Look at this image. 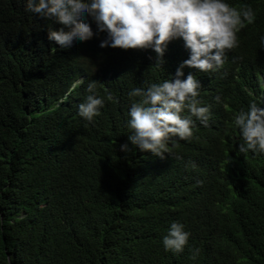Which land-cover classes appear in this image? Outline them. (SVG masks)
<instances>
[{
    "label": "trees",
    "instance_id": "16d2710c",
    "mask_svg": "<svg viewBox=\"0 0 264 264\" xmlns=\"http://www.w3.org/2000/svg\"><path fill=\"white\" fill-rule=\"evenodd\" d=\"M227 2L255 18L218 71L184 68L211 117L160 158L121 151L129 93L174 77L182 39L162 68L151 49L101 48L104 33L61 49L60 25L0 0V264H264V155L238 152L234 123L264 99V0ZM90 83L105 98L94 122L78 114ZM174 221L191 233L181 253L162 244Z\"/></svg>",
    "mask_w": 264,
    "mask_h": 264
},
{
    "label": "clouds",
    "instance_id": "9594fccd",
    "mask_svg": "<svg viewBox=\"0 0 264 264\" xmlns=\"http://www.w3.org/2000/svg\"><path fill=\"white\" fill-rule=\"evenodd\" d=\"M25 10L37 14L58 29H48V39L61 49L73 48L104 33L100 47L151 49L154 64L162 68L171 41L182 39L188 58L176 68L174 77L152 83L147 88L135 87L129 95L138 98L129 110L126 126L128 143L121 151H150L165 158L170 143L189 140L194 135L195 121L208 126L209 105L198 99L201 83L196 75L185 78L184 68L208 73L223 67L227 50L239 46L238 33L244 22H253L252 7L236 8L227 0H25ZM96 25L95 32L92 23ZM264 44V35L261 36ZM84 82L76 80L72 89ZM89 95L78 105V114L94 122L105 105V98L90 83ZM220 98L217 97V100ZM264 99L252 100L246 110L235 115L234 123L241 134L238 152L264 155ZM185 110L190 114L184 115ZM195 117V120L193 119ZM191 233L183 223L174 221L162 238L165 251L181 253ZM199 249L192 250L196 259Z\"/></svg>",
    "mask_w": 264,
    "mask_h": 264
}]
</instances>
